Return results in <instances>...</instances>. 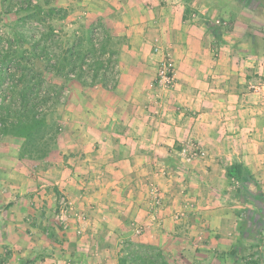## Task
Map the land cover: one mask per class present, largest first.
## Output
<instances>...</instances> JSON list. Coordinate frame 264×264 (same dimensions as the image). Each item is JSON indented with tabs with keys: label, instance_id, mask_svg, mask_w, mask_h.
I'll return each mask as SVG.
<instances>
[{
	"label": "crops",
	"instance_id": "0c3cea01",
	"mask_svg": "<svg viewBox=\"0 0 264 264\" xmlns=\"http://www.w3.org/2000/svg\"><path fill=\"white\" fill-rule=\"evenodd\" d=\"M82 1L113 8V99L79 98V123L63 129L44 177L0 158V183L14 187L0 193V264H119L126 241L178 253L181 264H240L225 255L236 234L217 221L228 217L230 166L264 188V92L250 89L264 81V44L252 50L212 29L199 0ZM158 43L175 58L170 89L155 82ZM191 142L206 154L187 161ZM61 194L73 203L64 227L51 217Z\"/></svg>",
	"mask_w": 264,
	"mask_h": 264
},
{
	"label": "rangeland",
	"instance_id": "374dc122",
	"mask_svg": "<svg viewBox=\"0 0 264 264\" xmlns=\"http://www.w3.org/2000/svg\"><path fill=\"white\" fill-rule=\"evenodd\" d=\"M4 2L2 10H0V52L26 51L25 56L28 55L29 63L34 64L35 69L40 71L45 68L48 58H50V63L59 64V61L64 57L73 58L72 60L79 62L81 57L85 56L84 68L87 69L88 76L85 82L76 77H66L65 70L58 73V69H55V72L44 74L45 88L56 89L58 94H55V98L56 96L60 98L56 105L61 126L59 140L65 127L79 123L77 119H72L73 116H77L79 113L80 116L84 111L79 98H85L88 103H94L93 98H104L101 94L107 92L105 98L113 99V77L116 75L115 69H113V8L106 9L103 3L104 7L98 5L91 8L92 2L82 0L69 5H61L62 0H5ZM199 2L204 7L198 6L197 10L199 8L203 11L206 7L209 15L207 17L211 16L213 25L218 30L234 33L236 37L239 36L237 40L240 43H244L252 50H259V47L264 44V0H199ZM192 14L197 16L199 13L193 12ZM30 35L35 41H38L39 47L42 46L41 49L49 54L48 58L47 55L42 57L43 59L33 57L32 41L27 40ZM71 50L75 54L70 56ZM89 105L88 107H92ZM92 105L94 106L95 103ZM18 148V142L6 139L0 147V158L11 161L19 160ZM49 156L37 163L23 161L22 166L25 170L33 169L37 176L44 177L49 165L47 162ZM39 186H37V190H40ZM50 186L55 191L53 185ZM239 187L240 185L236 181L232 180L229 183V196L220 202L227 209L225 213H228V217L224 216L227 221L224 218H218L220 221H217L220 226L225 228V236L229 238L236 234L233 246L239 243V229L243 224L237 212L251 208L249 203L242 201ZM258 189L264 190L263 186L255 179V182L252 181L249 184V190L256 192ZM11 190H14L12 184L0 183V193ZM62 197H66V195H59L51 216L60 227H64L72 215L71 213L65 222L60 219ZM67 200L69 199L67 198ZM69 202L73 205L70 200ZM185 216L186 212L182 219ZM245 225L252 230L259 229V226L253 223L251 218ZM204 240V236L199 234L194 245H200ZM251 242V239H244L240 244V249L248 259L257 250V247L250 248ZM263 246L264 244L260 250L264 257ZM166 254L173 264L182 263L181 258L184 256H180L178 253ZM245 261L241 260L240 264H245Z\"/></svg>",
	"mask_w": 264,
	"mask_h": 264
},
{
	"label": "trees",
	"instance_id": "16d2710c",
	"mask_svg": "<svg viewBox=\"0 0 264 264\" xmlns=\"http://www.w3.org/2000/svg\"><path fill=\"white\" fill-rule=\"evenodd\" d=\"M210 26L218 30L215 25ZM28 39L32 41L33 57L44 58L47 55L48 58L49 54L41 49L42 46L39 47L38 41H35L32 35L27 37ZM23 52H0V140L13 139L18 142L19 160L37 163L46 159L57 147L61 129L56 112V105L60 101L57 96L55 98L58 91L45 88L44 74L55 72V69H58V73L65 70L66 77H76L84 82L88 76L87 69L84 68L85 56L81 57L79 62L64 57L59 64L50 63L48 58L45 68L40 71L35 69L34 64L29 63L28 55L25 56L26 51ZM74 54L71 50L70 56ZM227 173L239 183V195L251 208L237 212L243 223L239 229L240 240L225 255L237 263L246 260L245 264H263L264 257L260 248L264 244V190H249V184L255 182V179L241 164L230 166ZM250 218L259 226L258 230H252L245 225ZM244 239L252 240L250 248L257 247L250 259L240 249ZM119 264L173 263L166 252L156 244L126 241L119 253Z\"/></svg>",
	"mask_w": 264,
	"mask_h": 264
},
{
	"label": "built area",
	"instance_id": "2783aa9c",
	"mask_svg": "<svg viewBox=\"0 0 264 264\" xmlns=\"http://www.w3.org/2000/svg\"><path fill=\"white\" fill-rule=\"evenodd\" d=\"M153 52L158 56L157 63H156V77L155 82L156 84L163 89H170L175 86L177 83V70H176V62L175 58L172 53L166 48L162 46V44H155L153 47ZM250 89L255 93H262L264 92V81L258 80L255 82L250 83ZM206 151L199 146L195 142H191L190 144L184 146L181 151V155L187 161H191L197 157L204 156ZM154 202L156 205H162V197L155 190L154 193ZM61 209L59 213L60 219L65 222L67 217L73 212V205L70 204L69 200L66 197H62L60 200ZM185 215V210H180L175 213V219H182ZM80 220H86L85 214H79ZM142 228L137 227L136 233L141 234Z\"/></svg>",
	"mask_w": 264,
	"mask_h": 264
}]
</instances>
